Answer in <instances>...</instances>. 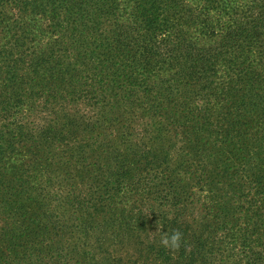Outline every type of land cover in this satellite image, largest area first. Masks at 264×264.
Returning a JSON list of instances; mask_svg holds the SVG:
<instances>
[{
	"label": "trees",
	"instance_id": "1",
	"mask_svg": "<svg viewBox=\"0 0 264 264\" xmlns=\"http://www.w3.org/2000/svg\"><path fill=\"white\" fill-rule=\"evenodd\" d=\"M0 116V264H264V0H0Z\"/></svg>",
	"mask_w": 264,
	"mask_h": 264
},
{
	"label": "rangeland",
	"instance_id": "2",
	"mask_svg": "<svg viewBox=\"0 0 264 264\" xmlns=\"http://www.w3.org/2000/svg\"><path fill=\"white\" fill-rule=\"evenodd\" d=\"M53 37H66L67 36L63 32L58 33L57 35ZM43 79V78H42ZM38 81H36V84ZM35 84V83H33ZM32 86V85H29ZM34 87V86H33ZM46 99H50V97L45 96L41 99H35L31 94L27 95V98L24 99L27 106L25 110L23 111V114H21L19 117L24 118L22 121H25L27 126L25 127V133L27 135H30V127L34 123H38L40 121H47V119L38 120V117H43V115L40 112H36L34 115L33 109L30 108V106L34 105L35 102H44ZM38 104V103H37ZM28 121V122H27ZM6 124L7 121L0 116V124ZM5 131H12L13 129L8 130L7 128L4 129ZM32 140H29V136H23V138H19L16 142V146L11 148L6 155L4 168H0V171L3 172L7 178L12 182L13 184L20 185L24 184V186H30V183L35 182L37 172L35 171L36 166V159L34 158V148L32 144ZM4 169V170H3ZM57 211V210H56ZM11 211L7 208H3L0 206V217L6 219L5 221L0 222V226H5L6 222L9 220H13L12 217H10ZM0 243L1 242L0 240ZM1 245V244H0Z\"/></svg>",
	"mask_w": 264,
	"mask_h": 264
},
{
	"label": "clouds",
	"instance_id": "3",
	"mask_svg": "<svg viewBox=\"0 0 264 264\" xmlns=\"http://www.w3.org/2000/svg\"><path fill=\"white\" fill-rule=\"evenodd\" d=\"M182 233L180 231H174L171 234L164 233L161 237V243L166 248L179 249L181 246Z\"/></svg>",
	"mask_w": 264,
	"mask_h": 264
}]
</instances>
